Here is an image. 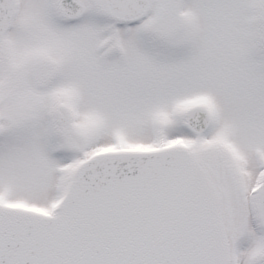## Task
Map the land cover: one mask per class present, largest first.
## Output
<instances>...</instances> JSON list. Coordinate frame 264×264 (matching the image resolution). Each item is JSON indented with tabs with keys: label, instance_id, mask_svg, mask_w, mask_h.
Returning <instances> with one entry per match:
<instances>
[{
	"label": "snow or ice",
	"instance_id": "snow-or-ice-1",
	"mask_svg": "<svg viewBox=\"0 0 264 264\" xmlns=\"http://www.w3.org/2000/svg\"><path fill=\"white\" fill-rule=\"evenodd\" d=\"M0 264H264V0H0Z\"/></svg>",
	"mask_w": 264,
	"mask_h": 264
}]
</instances>
